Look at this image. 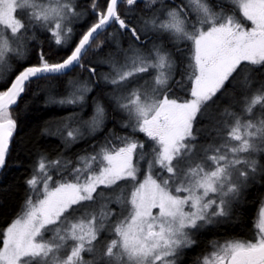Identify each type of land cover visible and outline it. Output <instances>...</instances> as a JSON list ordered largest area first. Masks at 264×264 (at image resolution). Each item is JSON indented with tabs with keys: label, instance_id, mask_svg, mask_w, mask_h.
Instances as JSON below:
<instances>
[{
	"label": "snow or ice",
	"instance_id": "1",
	"mask_svg": "<svg viewBox=\"0 0 264 264\" xmlns=\"http://www.w3.org/2000/svg\"><path fill=\"white\" fill-rule=\"evenodd\" d=\"M29 94L71 110L17 140ZM10 164L0 264H264V0H0Z\"/></svg>",
	"mask_w": 264,
	"mask_h": 264
},
{
	"label": "trees",
	"instance_id": "2",
	"mask_svg": "<svg viewBox=\"0 0 264 264\" xmlns=\"http://www.w3.org/2000/svg\"><path fill=\"white\" fill-rule=\"evenodd\" d=\"M21 108V131L17 136V140L21 137L28 139L36 138V133L39 130V127L44 124L45 121H51L53 129L56 127V121L59 117L66 114L67 111H70V106L67 108H62L57 105H45L43 102V97L41 96L39 100L30 99L29 96H25L23 100L20 101ZM91 109L88 108L85 110V115L90 113ZM46 143L50 147H57L59 145V140L55 137L48 138ZM84 147L83 143L76 144L70 150L71 152H76L80 148ZM17 154L19 149H16ZM22 155V154H21ZM19 175V172L16 169L15 165L10 164L7 170H0V203H5L9 207L14 206L18 195L21 193L15 188L16 177ZM264 192V188H261L259 185L253 187L249 191L247 196V202L244 204V223L246 232H254V224L259 209V199L257 197V192ZM8 217L0 212V226L4 225ZM234 228V224L231 222L224 223L214 229V232L217 237H223L225 235L231 234ZM213 238L211 232L204 233V239ZM205 244L202 241L199 246L194 251H189V253L184 257L183 264H189V261L196 255L197 252L201 251L204 248Z\"/></svg>",
	"mask_w": 264,
	"mask_h": 264
},
{
	"label": "rangeland",
	"instance_id": "3",
	"mask_svg": "<svg viewBox=\"0 0 264 264\" xmlns=\"http://www.w3.org/2000/svg\"><path fill=\"white\" fill-rule=\"evenodd\" d=\"M258 212H259V209H258V211H257L256 219L258 218ZM256 219H255V222H256Z\"/></svg>",
	"mask_w": 264,
	"mask_h": 264
},
{
	"label": "flooded vegetation",
	"instance_id": "4",
	"mask_svg": "<svg viewBox=\"0 0 264 264\" xmlns=\"http://www.w3.org/2000/svg\"><path fill=\"white\" fill-rule=\"evenodd\" d=\"M255 230H256V229H254V232H255ZM254 232H253V233H254Z\"/></svg>",
	"mask_w": 264,
	"mask_h": 264
}]
</instances>
